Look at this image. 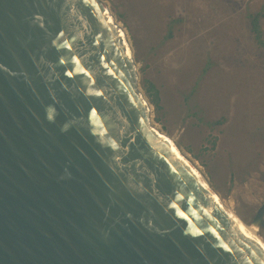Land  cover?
Segmentation results:
<instances>
[{
	"label": "water",
	"instance_id": "95a60500",
	"mask_svg": "<svg viewBox=\"0 0 264 264\" xmlns=\"http://www.w3.org/2000/svg\"><path fill=\"white\" fill-rule=\"evenodd\" d=\"M137 68L103 0H0V264H264Z\"/></svg>",
	"mask_w": 264,
	"mask_h": 264
},
{
	"label": "rangeland",
	"instance_id": "374dc122",
	"mask_svg": "<svg viewBox=\"0 0 264 264\" xmlns=\"http://www.w3.org/2000/svg\"><path fill=\"white\" fill-rule=\"evenodd\" d=\"M103 1L126 32L140 89L160 92L153 125L253 226L264 203V48L249 15L263 13L264 38V0ZM255 230L264 242V226Z\"/></svg>",
	"mask_w": 264,
	"mask_h": 264
},
{
	"label": "trees",
	"instance_id": "16d2710c",
	"mask_svg": "<svg viewBox=\"0 0 264 264\" xmlns=\"http://www.w3.org/2000/svg\"><path fill=\"white\" fill-rule=\"evenodd\" d=\"M262 17H263V13L249 15L253 33L255 34V37L258 40V42L264 48V38L262 37L263 33L260 28V20ZM144 88L146 90L147 96L150 99L151 104L154 105L156 109H159L161 102L159 90L156 88V86L153 83L148 81L144 83Z\"/></svg>",
	"mask_w": 264,
	"mask_h": 264
},
{
	"label": "bare ground",
	"instance_id": "6f19581e",
	"mask_svg": "<svg viewBox=\"0 0 264 264\" xmlns=\"http://www.w3.org/2000/svg\"><path fill=\"white\" fill-rule=\"evenodd\" d=\"M155 127V126H154ZM155 129L156 130H158L159 131V129H157V127H155ZM164 134V133H163ZM166 135V134H165ZM172 141V140H171ZM174 143V142H173ZM176 146V145H175ZM176 148H177V146H176ZM178 149V148H177ZM178 151H180L179 149H178ZM181 152V151H180ZM181 155H182V153H181ZM183 156V155H182ZM184 157V159L192 166V167H194L195 169H196V171L200 174V176L206 181V183L208 184V186L213 190V188L210 186V184H209V181L205 178V176L203 175V173L202 172H200V170L197 168V167H195L191 162H189L187 159H186V157L185 156H183ZM214 191V190H213ZM215 192V191H214ZM216 193V192H215ZM217 194V193H216ZM218 195V194H217ZM219 197V196H218ZM228 208V207H227ZM230 211H231V213L232 214H234L233 212H232V210L230 209V208H228ZM235 215V214H234ZM236 216V215H235ZM237 218H238V216H236ZM239 219V218H238ZM240 220V219H239ZM241 221V220H240ZM244 225H245V223L243 222V221H241ZM245 227L260 241V242H262L263 244H264V242L262 241V239H260L259 237H258V235H257V233H256V230H255V227L254 226H246L245 225Z\"/></svg>",
	"mask_w": 264,
	"mask_h": 264
},
{
	"label": "flooded vegetation",
	"instance_id": "af4514ba",
	"mask_svg": "<svg viewBox=\"0 0 264 264\" xmlns=\"http://www.w3.org/2000/svg\"><path fill=\"white\" fill-rule=\"evenodd\" d=\"M264 219V218H263Z\"/></svg>",
	"mask_w": 264,
	"mask_h": 264
}]
</instances>
